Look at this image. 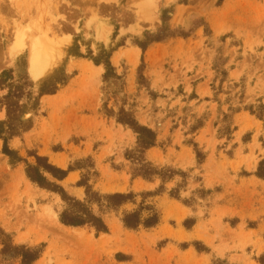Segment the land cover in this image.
Here are the masks:
<instances>
[{
  "label": "rangeland",
  "instance_id": "rangeland-1",
  "mask_svg": "<svg viewBox=\"0 0 264 264\" xmlns=\"http://www.w3.org/2000/svg\"><path fill=\"white\" fill-rule=\"evenodd\" d=\"M39 43L56 56L34 80ZM3 72L18 133L10 155L0 139V264H264V0H0ZM35 156L71 167L43 173L68 197L81 180L128 196L88 205L106 232L60 222V195L26 177ZM131 212L157 223L125 228Z\"/></svg>",
  "mask_w": 264,
  "mask_h": 264
},
{
  "label": "trees",
  "instance_id": "trees-1",
  "mask_svg": "<svg viewBox=\"0 0 264 264\" xmlns=\"http://www.w3.org/2000/svg\"><path fill=\"white\" fill-rule=\"evenodd\" d=\"M96 65H99L97 61L94 62ZM8 74L3 72L0 78V88H6L8 93L3 97L6 107V120L0 122V139L3 142L2 151L6 155H10L11 151L8 149V140L16 136L18 131L15 130V127L12 123L13 120V108L16 106L13 102L14 98H17L16 94L11 92L12 85H10ZM63 85V84H62ZM56 88L52 89H40L41 95H51L54 94ZM117 121L125 126L131 128L137 135V142L141 149H148L153 146L155 141V134L144 127L137 126L133 121ZM26 129V128H23ZM35 165L27 166L26 177L33 183L37 184L39 187L50 189L53 192H56L60 195L61 199L65 202L66 206L60 216V222L65 226L80 227L88 225L93 227L96 232H106V227L103 224L100 217L95 216L90 207V204H96L99 208L103 207L101 200L105 203V207L108 209H116L121 206L128 200L127 195L123 194H112L100 196L96 193H93L88 185H86L84 180L78 182V186H83L85 188V199L83 202L78 201L74 198L68 197L62 189L49 183L43 173H48L54 179L62 181L67 174L71 171V167L67 170L59 169L55 166H52L47 163V160L42 157L35 156ZM97 197L98 200L93 199ZM123 225L128 229H137L140 225L144 227H151L157 223L156 216L150 217V219L141 220L137 212H131L125 214L122 219ZM34 258H30L25 261V264L33 261Z\"/></svg>",
  "mask_w": 264,
  "mask_h": 264
},
{
  "label": "bare ground",
  "instance_id": "bare-ground-1",
  "mask_svg": "<svg viewBox=\"0 0 264 264\" xmlns=\"http://www.w3.org/2000/svg\"><path fill=\"white\" fill-rule=\"evenodd\" d=\"M40 43L33 45L30 52L28 50L29 74L34 80L40 79L50 70L54 56H56L54 47L43 46Z\"/></svg>",
  "mask_w": 264,
  "mask_h": 264
},
{
  "label": "crops",
  "instance_id": "crops-1",
  "mask_svg": "<svg viewBox=\"0 0 264 264\" xmlns=\"http://www.w3.org/2000/svg\"><path fill=\"white\" fill-rule=\"evenodd\" d=\"M69 174H70V173H68L67 176H68ZM67 176H66V177H67ZM66 177H65V178H66ZM65 178H64V179H65ZM68 179H69V178H68Z\"/></svg>",
  "mask_w": 264,
  "mask_h": 264
}]
</instances>
